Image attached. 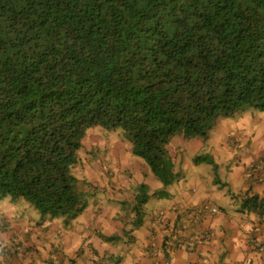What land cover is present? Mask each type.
<instances>
[{
    "label": "trees",
    "instance_id": "16d2710c",
    "mask_svg": "<svg viewBox=\"0 0 264 264\" xmlns=\"http://www.w3.org/2000/svg\"><path fill=\"white\" fill-rule=\"evenodd\" d=\"M248 110L264 112V0H0V200L68 226L87 208L84 139L121 128L165 188H137L139 229L178 180L171 140ZM242 211L264 215V198Z\"/></svg>",
    "mask_w": 264,
    "mask_h": 264
},
{
    "label": "crops",
    "instance_id": "0c3cea01",
    "mask_svg": "<svg viewBox=\"0 0 264 264\" xmlns=\"http://www.w3.org/2000/svg\"><path fill=\"white\" fill-rule=\"evenodd\" d=\"M188 142L186 144L178 137L169 145L175 171L183 177L172 185H176V195L171 192L168 199L159 203L161 207L168 206L161 208L167 213L164 221L159 218L158 209L146 212L141 228L133 226L137 194L126 197V189H137L145 184L153 195L164 190V186L150 175L151 170L144 161L133 157L131 162L132 145L127 143V149L109 148L107 155L114 167L122 165L121 168H104L102 175L91 171L94 174L91 180L100 196L86 197L84 214L68 226L57 219L32 223L20 214L9 218L6 211L0 217V238L4 244L0 245V264H264V254L255 248L256 242L264 244V215L242 211L243 198L247 194L264 198V170L260 171L259 179L255 175L253 180L245 176L252 164L256 162L255 166H258V162L264 160V121L249 120L245 112L231 119H220L214 135L210 134L207 142L200 138ZM190 147L197 152L192 154ZM204 151L212 154L217 169L224 166L236 172L234 185L239 195L232 194L234 200L230 201L226 194L220 193L214 177L209 180L200 163H195V156L199 153V157ZM237 158L242 159L241 166L235 164ZM126 171L133 177L121 176ZM134 174H137V182ZM211 197H214L213 203ZM208 202L215 203L221 213L206 216L199 221V226L190 218L183 223V230L191 238L197 232H207L209 237L204 238L203 234L191 250L168 242L172 252H167L164 248L167 230L181 220L172 210L198 209ZM76 223L79 224L77 231L87 233L88 239L97 244V237L113 232L125 233L128 238L121 247L111 249L112 246L102 245L104 250L101 245H90L83 237L77 239L73 234ZM63 228L68 232L62 231Z\"/></svg>",
    "mask_w": 264,
    "mask_h": 264
},
{
    "label": "rangeland",
    "instance_id": "374dc122",
    "mask_svg": "<svg viewBox=\"0 0 264 264\" xmlns=\"http://www.w3.org/2000/svg\"><path fill=\"white\" fill-rule=\"evenodd\" d=\"M246 114L249 115V120H253V121L255 120L257 122L264 121V112L263 111L248 110L246 112ZM217 125L210 131L209 136H210V134L214 135V132L217 128ZM178 137H179V139L185 141L186 144L189 143L188 141H192L194 139L200 138V137L188 138L185 135H178V136L174 137L172 140H174L175 138H178ZM250 138L251 137H249L248 142H250ZM200 139H202V138H200ZM241 139H243V138L241 137ZM203 141L207 142L208 140H206V141L203 140ZM127 143L130 144V141L125 137L124 131L121 128H119L115 131H108V132L101 130V129H93L88 133V136L83 141L82 149L78 152V159H79L78 164L72 170V174L79 180L78 190L80 193H82L84 195L85 201H86V197L93 198V197H99L100 196V193L98 192L96 186L94 185V182L91 180L94 177V174L91 171H93L94 173H98V174L102 175L104 168H109V167L121 168L122 165H118V166L114 167L112 165V163H110L107 160V155L109 152V148H112V149L118 148L119 150L127 149L126 148ZM190 150H191L192 154L197 152V149H195L194 147H190ZM204 152L205 153H202L199 157H198V154H199L198 153L195 156V158H196L195 161L198 158H205L203 161L200 162V166L202 167L203 171L207 175L208 179L210 180L212 177H214V184L220 188L219 192L222 194L224 193V195L226 194L225 196H227L228 199H230V201L234 200V195H232V194L239 195V193L237 192V189L235 188V185H234L235 181L237 179L236 176L234 175V174H236V172H231L230 169H227L224 166H220L219 169H216L217 165L214 164L215 162L212 159V154H210L209 151H204ZM200 153H201V151H200ZM133 157H134V159L142 162V159L137 158L135 156H132L130 158L131 162H133L132 161ZM211 161L213 163H211ZM242 162L243 161L241 158H237L235 164L237 166H241V164H243ZM262 162L264 165V160H261L258 162L257 167H260ZM255 165H256V162L254 164H252L250 166V168L248 169V171H246V173H245V176L248 177L249 179H251V177L253 176L252 173L255 174L257 179H259L261 176L260 170L254 171ZM247 168H248V164H247ZM123 169H125V166ZM175 173L178 176V180L176 182H180L181 179H179V177H183V175H179L177 170L175 171ZM150 175L152 177H154L152 172L150 173ZM121 176H123L125 178L133 177V175L127 171L124 173H121ZM154 179H155V177H154ZM134 181L137 182V174H134ZM142 184H144V183H142ZM140 187H141V185L138 187V189ZM175 188H176V185L171 186V187H169V189L167 188L166 190L169 191V193L172 192V194L176 195ZM126 192H127V194L124 193V194H126V197L132 195V193H133V196H134V194H138L136 187H133L131 189L127 188ZM148 192H149V195L151 196V193H150L151 191H150L149 187H148ZM140 194L141 193H139V195ZM230 195H232V196H230ZM225 196H224V198L226 200ZM152 199H153V197H151L149 200L152 202L148 203V205L145 206V216H146V212H151L152 210H158V209H159L158 211H160V213H164L167 216V213L165 211H161V208H167L168 206L167 207H161V205L159 204L160 202H163V199L162 200H159V199L152 200ZM211 199H212V203H213L214 197H211ZM167 203H170V201ZM212 203L208 202L205 204V206L209 205L210 208H216L218 210V214H220L221 210L217 207V205L215 203L214 204H212ZM186 209L185 208H176V209H173L172 211L176 216L180 215L177 218H180L183 221L184 220V212H186L188 210V209L187 210ZM6 211L9 213V218H10V215L17 216L20 214V215L26 217V221H32V223H40V222L49 221V220L51 221V219L49 217L41 215V213L31 204V202H29L28 200H26L24 198H22V199L20 198L18 200L13 201L10 197H8V198H5L3 200H0V217H2V215L5 214ZM80 217L81 216H79L76 219H80ZM82 219L83 218H81V220ZM59 220L63 221V223L66 224L64 219H57L56 221L59 222ZM70 223H72V222H70ZM74 227H76V232L73 234L76 235L77 239H80L83 237V240H88V243H90V245H101V246L102 245H109V246H112L110 248L113 249V248L118 247V246L121 247L122 242L127 241V238H128L127 234H125V233L113 232V233H111L112 235H107V236L101 235V238L97 237V239H99V242L97 244L96 242H92L91 239H88L87 233L77 231V230H79V224L78 223L74 224ZM62 231H65L64 228L62 229ZM65 232H68V231H65ZM81 233H83V234H81ZM1 240L2 239L0 238V245H4L3 241H1ZM102 249L106 250L105 247H103V246H102ZM107 261L109 262V260H107Z\"/></svg>",
    "mask_w": 264,
    "mask_h": 264
},
{
    "label": "built area",
    "instance_id": "2783aa9c",
    "mask_svg": "<svg viewBox=\"0 0 264 264\" xmlns=\"http://www.w3.org/2000/svg\"><path fill=\"white\" fill-rule=\"evenodd\" d=\"M257 170H260V171L264 170L263 162H262L261 166L259 168H257ZM216 214H218V210L216 208H210L209 205L208 206L204 205L203 207L194 210L191 214H188L187 217H186V220H188L190 218H193L195 225L199 226L198 225L199 221H201L203 218H205L206 216H209V215H216ZM160 216L162 218L163 217L165 218V214L164 213H160ZM172 225L173 226L167 230L168 236L166 237L167 241L165 240V244L170 242L174 246H184L187 249L191 250V249L194 248L196 240L199 239L201 236H203V234H204V238H206V237L208 238L209 237V233H207V232L206 233L197 232L195 234V237L191 238L188 235V233L186 234V232L183 230V226L185 224L180 226V228H177V227H179V226H177V224H172ZM255 248L258 251H260L261 254H264V246H263L262 243L256 242Z\"/></svg>",
    "mask_w": 264,
    "mask_h": 264
},
{
    "label": "clouds",
    "instance_id": "9594fccd",
    "mask_svg": "<svg viewBox=\"0 0 264 264\" xmlns=\"http://www.w3.org/2000/svg\"><path fill=\"white\" fill-rule=\"evenodd\" d=\"M217 215V214H216ZM210 216H214V215H210ZM164 245H165V240H164ZM264 245V244H263Z\"/></svg>",
    "mask_w": 264,
    "mask_h": 264
}]
</instances>
